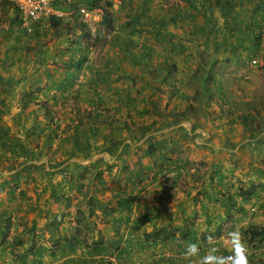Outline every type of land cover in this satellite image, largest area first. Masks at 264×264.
Listing matches in <instances>:
<instances>
[{"label":"crops","instance_id":"crops-1","mask_svg":"<svg viewBox=\"0 0 264 264\" xmlns=\"http://www.w3.org/2000/svg\"><path fill=\"white\" fill-rule=\"evenodd\" d=\"M80 7L103 9L95 39L87 38L88 29L78 17ZM106 9L111 13V28L106 23ZM58 11L59 16L51 22L25 27L18 12L0 4V20L8 21L4 26L0 23V98L10 102L5 108L0 107V124L9 133L0 136V158L10 167L8 170L18 166L16 169L22 172L19 169H32L34 164L45 165L46 170L47 166H54L58 170L56 175L63 177V170L69 168L56 164L53 160L56 154L76 159L79 166L85 164L82 160L92 163L90 160L101 155L103 147L105 152L113 154L112 140L120 139L124 133L134 140L137 137V143L143 144L150 134L139 138L138 128L160 121L146 115L147 111L152 115L155 111L157 116L165 111L184 112L190 91L183 86L197 83L198 71L209 73L215 66H234L247 73L252 58L264 60V0H72L61 4ZM34 35L44 41L43 46L34 44ZM200 82L219 84L218 80L210 82L206 78ZM48 95L55 96L59 102L74 101L76 114L81 107L83 111L94 109L93 103L102 99L110 110L108 123L102 121L96 132L80 117L78 121L69 119L65 126L59 120L56 125L60 126L62 137L59 142L50 140L46 133L47 117L41 107H36ZM218 97L220 94L217 97L206 94V98ZM25 99L31 105L25 106ZM240 115L248 114L237 116ZM112 120L127 121L136 133L123 130L122 134L114 135ZM156 122L158 130L161 126ZM78 124L82 125L77 128ZM243 131V126L236 123L234 150L225 146L216 153L218 147L207 146L205 151L216 169L226 171L227 155L236 150V179L256 186L252 187V198L260 199V205L253 204L260 208L264 207V131ZM129 148H121L120 157H127ZM49 151L48 162H37ZM0 169L2 172L4 167ZM46 174L54 176L48 170ZM185 213L184 221L194 215L193 210ZM251 215L253 226H264V214L259 221L255 217L251 219ZM216 222L209 221L208 229H213ZM169 224L180 225L160 220L159 227ZM207 226L201 230L205 231ZM243 240L249 242L248 235H243ZM199 241H203L201 237L165 244H172L166 249L174 251L173 244L181 243L186 252L187 245H199ZM257 244H252V249ZM154 246L159 249L161 244ZM162 253L159 251L151 258L152 263L148 259L145 264H176V254ZM46 258L44 251L37 250L30 256L37 264Z\"/></svg>","mask_w":264,"mask_h":264},{"label":"rangeland","instance_id":"rangeland-1","mask_svg":"<svg viewBox=\"0 0 264 264\" xmlns=\"http://www.w3.org/2000/svg\"><path fill=\"white\" fill-rule=\"evenodd\" d=\"M0 23L4 26L8 21L3 18ZM33 40L34 44L44 45V41H39L35 35ZM253 60H250L253 67L250 66L247 73L234 66H215L209 73L198 71L197 83L183 86L190 91L187 95L188 119L174 126L168 120L162 123L163 126L160 123L161 127L155 133L143 138V142L148 140L143 144L137 143V137L134 140L124 133L120 139L112 140L113 154L105 152L103 147L102 154L90 160L92 163L82 160L85 164L79 166L76 159L56 154L53 158L56 164L69 168L63 170V177L56 175L58 170L54 166H47L54 175L48 177L45 165L34 164L32 169L21 168L19 170L23 171L20 172L16 169L18 166L8 170L10 167L2 163V172L8 174L0 172V264H37L30 259L35 250L44 251L47 257L40 264H103L99 262L103 255L94 256L95 248L102 245L109 248V255L104 258L113 264H145L148 259L152 263L151 258L159 251L163 252L162 255L176 254V264H191L190 259L183 258L185 252L181 243L173 244L176 247L171 251L166 248L172 244L166 245L160 239L157 243L161 247L153 248L152 240L161 228L160 220L180 224L175 225L176 228L192 227L195 239L201 237L203 240L198 245L201 256L213 245L217 254H230L227 233L239 227L242 235L247 236V229L253 226L250 214L253 215L251 219L255 217L259 221L263 218L264 207H256V204L260 205V199L251 198L242 203L241 197L236 196L238 188L256 187L236 179V150L227 155L228 169L216 175V167L205 149L207 146H213L211 149L218 147L215 151L219 153L220 148L227 146L234 150L239 113L255 117L257 123L251 129L264 131V68L253 65ZM258 61L262 63L264 60ZM207 74L210 77L206 80L212 82L215 79L219 84L201 83ZM208 92L215 97L220 94V97L206 98ZM53 97L44 98L42 108L36 106L42 109L43 115L46 116L47 109L51 110L53 122L56 124L60 120L63 126L69 119L79 117L74 101L61 100L53 105ZM0 99L3 100L2 108L10 103L7 98ZM23 102L28 106L30 100ZM80 110L81 114L88 113L82 107ZM102 121L105 120L95 118L91 123L102 126ZM61 135L59 130L54 140L58 141ZM151 145L178 162L167 176H161L154 158L147 156ZM127 146L130 147L127 157H120V149ZM49 158L50 151L37 162H48ZM178 165L181 168H177ZM230 197L235 202L229 207ZM127 198L133 203L132 211L121 210L118 204L119 200ZM191 198L196 201L192 202ZM236 201L242 204L241 207ZM186 210L194 212L193 226L184 221ZM45 218L46 222L43 221ZM209 221H217L211 230L207 226ZM205 226L207 229L202 231ZM203 234L216 239L209 243L204 241L207 237ZM77 239L82 241L83 247L75 244ZM68 242L72 247H68ZM245 244L249 250V264H264L263 243L254 245L253 249L248 241ZM123 250L127 251L122 256ZM99 251L107 252L104 248ZM118 252L120 261L116 260Z\"/></svg>","mask_w":264,"mask_h":264},{"label":"trees","instance_id":"trees-1","mask_svg":"<svg viewBox=\"0 0 264 264\" xmlns=\"http://www.w3.org/2000/svg\"><path fill=\"white\" fill-rule=\"evenodd\" d=\"M3 5H7L13 8L12 5L8 4V3H2ZM96 7V6H94ZM106 12V17H107V24L108 27L111 28V13L107 11V9L105 10ZM84 25V24H83ZM85 26V25H84ZM88 32V30H87ZM24 34V33H23ZM92 36L90 35V33H87V38L92 39ZM264 62V61H263ZM172 68V66H171ZM264 68V67H263ZM210 77V74H208L206 76V79H208ZM56 97L54 96L52 98L53 105H57L59 102V99H55ZM1 101V100H0ZM3 103V102H0ZM93 104H95V108L91 109V110H85L84 112L88 111L87 114H81V110H78V113L80 114L79 117L80 119H83L86 121V123H88L90 125V127L93 129H97L95 130L96 132H98V125L92 124L91 122L95 119V118H99V119H103L105 120L104 122H107V120L110 118V116L108 115V113L110 112V110L108 108L105 107V102L100 99L98 101H95ZM40 107L42 108L43 105L40 104ZM150 111H147L146 115L148 114V116L150 117H154V118H159L160 121H155L156 124L157 123H167L166 120H168L169 124L177 125L180 122H183L184 120H187V112L186 110L184 112H174L172 111L171 113L167 114L165 112H160L157 116V113L154 111L153 115L152 113L150 114ZM78 115V114H77ZM46 117H47V122H48V127L46 130L47 131V135H49L50 140L55 139V135H57L59 133L60 130V126L56 125L53 122V118H52V111L47 109L46 112ZM78 117V118H79ZM177 117L179 119H177ZM236 123H239L243 126L244 128V132L246 133H253L255 130L251 129V126H253L254 124H256L257 122H255V117H249L248 115H240V116H236ZM77 118V121H78ZM176 118V119H175ZM252 120H250V119ZM175 119V120H174ZM155 122H153L154 124L150 125V126H141L138 128V130H140V135L139 138H144L146 136H148L149 134H151L152 132H154L157 128L155 125ZM108 123V122H107ZM82 125V124H80ZM79 124L77 125V128L80 126ZM110 125H111V131L114 135H120L122 134L123 130H128L130 134H135L136 130L133 129V126L130 125L127 121H119V120H112L110 121ZM114 126V127H113ZM8 136L9 133L5 131L4 127L0 124V136ZM52 138V139H51ZM151 147V148H150ZM150 150L148 152V157H152L155 160V167L157 166L159 168V174L161 176H167V174L171 173L174 168H176V165L178 164V162L176 160H174L173 158H171V156L169 155H165L164 152H158L156 148H153L152 145L150 146ZM148 148V149H149ZM150 155V156H149ZM4 162V160L2 159V157L0 158V165ZM175 166V167H174ZM161 168V169H160ZM177 168H181V166H177ZM217 171H214L216 173V175H219L221 170L216 169ZM158 174V173H157ZM221 179H224L223 176H221ZM244 189V188H243ZM242 188H238V194L236 195L237 197H241L242 199V203L247 202L248 200H250L253 197V191L252 189H245L243 190ZM130 198L127 199H123V200H119V206L121 207V210H125V211H132L133 209L131 208V205L133 204L130 200ZM196 201V200H195ZM233 202H235V200H233L231 197L228 200L227 206H231V203L233 204ZM237 206L241 207V203L237 202ZM123 207H130V209H124ZM137 208H135L136 210ZM193 219H194V215H192L191 217L187 218L185 220L186 224H191L192 226L193 224ZM190 221V222H189ZM189 222V223H188ZM168 228H164L161 227L160 230L155 234V236L153 237V243L157 244V241L162 239V242H175V241H190L191 239L195 240V233L194 231H192V227H190L189 225L184 228V227H179L176 228L175 225L169 224L167 225ZM116 227V226H115ZM220 234V231L217 232V235ZM246 234L249 237V243L250 244H255V243H264V226H251L247 229ZM75 244L78 245L79 247H83L82 241L80 239H77L75 241ZM68 247H72V244L70 242H68ZM104 248V250H107V252L102 251L100 252L99 249ZM109 248L106 246H101V248L97 247L94 250V256H98L100 257L101 255L102 258L99 259L100 263H109V264H113L112 262H110L109 260L105 259L104 256H108L109 255ZM127 250H123L122 252V256L123 254L126 253ZM116 260L120 261L121 260V255L118 254L116 255Z\"/></svg>","mask_w":264,"mask_h":264},{"label":"built area","instance_id":"built-area-1","mask_svg":"<svg viewBox=\"0 0 264 264\" xmlns=\"http://www.w3.org/2000/svg\"><path fill=\"white\" fill-rule=\"evenodd\" d=\"M72 0H0V4L8 3L12 5L19 14L23 26L31 24H44L54 20L59 16L58 7L61 4L69 3ZM102 8L80 7L78 17L85 24L88 32L95 39L98 35L99 24L102 23ZM253 65L264 67V62L257 59L252 61Z\"/></svg>","mask_w":264,"mask_h":264},{"label":"clouds","instance_id":"clouds-1","mask_svg":"<svg viewBox=\"0 0 264 264\" xmlns=\"http://www.w3.org/2000/svg\"><path fill=\"white\" fill-rule=\"evenodd\" d=\"M214 236H207V240L211 243ZM229 241L230 254L220 255L217 254V249L213 245L203 255H200V248L197 244L192 243L187 246L184 253L186 259H190L191 264H249V250L243 240V235L238 229H234L227 233ZM191 258H195L192 260Z\"/></svg>","mask_w":264,"mask_h":264}]
</instances>
